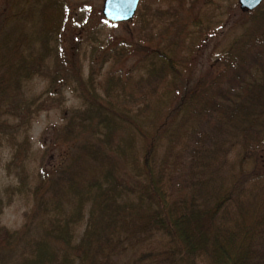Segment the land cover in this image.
Instances as JSON below:
<instances>
[{
    "label": "trees",
    "instance_id": "1",
    "mask_svg": "<svg viewBox=\"0 0 264 264\" xmlns=\"http://www.w3.org/2000/svg\"><path fill=\"white\" fill-rule=\"evenodd\" d=\"M8 1L0 6V138L12 146L8 165L17 168L19 175L18 185L8 188L12 192L30 188L26 159L31 150L29 130L37 113V97H26L23 87L44 71L51 58L49 84L73 90L82 106L63 107L64 122L44 130L48 146L74 142L86 157L108 163L121 150V142L127 146L132 128L137 130L143 136L142 170L146 177L140 189L149 199L142 207L139 197L138 225L167 238L169 264H198L199 258L209 264H264V202L260 211L249 209L247 205L253 201L237 195L246 188L241 184L245 176L235 180L231 174H223L233 144L264 155V2L244 12L247 17L240 22L241 33L230 40L210 72L194 83L187 76L178 78L182 71L175 57L163 48L133 42L131 53H141V61L148 59L143 74L132 82L138 91L135 94L126 89L129 82L120 74L110 73L102 83L90 65L88 75L83 76L67 0H37L32 23H23L20 30L14 25L22 13L16 11L13 16L7 12ZM84 9L94 15L86 4ZM95 14L103 18L99 8H95ZM119 46L112 48L116 61L129 52V43L119 42ZM90 59L95 62L93 54ZM162 83L163 92L172 95L168 103L164 96L158 98L165 106L160 112L164 121L171 116H180L183 123L194 121L184 126L186 158L178 168L179 174L170 175L167 196L161 179L153 173L151 160L161 141L159 130L167 131L173 125L152 123V128L145 131L147 105L139 107L136 102L132 110L130 104L135 97L148 104ZM171 84L177 90L166 92ZM99 172L100 176L91 180L67 178L65 190L71 207L65 209L63 198L50 181L53 167L40 165L38 182L31 188L34 204L30 215L17 230L0 225V255L11 253L15 258L12 264H103L97 253L121 227L129 186L111 167ZM177 179L180 185L174 186L172 181ZM260 187L264 188V182ZM85 209L87 227L74 242L73 228ZM2 211L0 198V214ZM104 263L109 264L106 260ZM0 264H5V258H0Z\"/></svg>",
    "mask_w": 264,
    "mask_h": 264
},
{
    "label": "rangeland",
    "instance_id": "2",
    "mask_svg": "<svg viewBox=\"0 0 264 264\" xmlns=\"http://www.w3.org/2000/svg\"><path fill=\"white\" fill-rule=\"evenodd\" d=\"M67 1L70 8V24L77 34V51L83 76L88 75L90 65H93L96 79L102 83L110 73L116 76L120 74L124 81L129 82L126 89L135 94H138V91L132 82L143 74L148 59L141 61V53H131L132 45L135 44L133 42L163 48L175 57V64L182 71L181 77L178 78L187 76L194 83L200 76L210 72L212 64L222 55L230 40L241 33L243 27L240 22L247 17L245 11L240 10L237 0H139L137 10L139 9L142 15L136 11L133 19L127 21L129 24L126 25L122 22L120 24L103 21L104 18L95 14V8H101L102 0ZM36 2L37 0L8 1L7 12H12L13 16L16 11L22 13L15 21L14 29L20 30L23 23L26 25L32 23L31 17L37 11ZM3 4L4 0H0V6ZM84 4L89 9H93L92 17L91 12L89 15L86 13ZM124 41L129 43V52L127 55H120L116 61L112 48L117 49L121 46L119 42ZM90 54H93L94 63L91 62ZM50 72L51 58H48L44 71L27 80L23 87L26 97H37V113L29 130L31 150L26 159L30 188L15 192L8 188L18 185L19 175L17 168L8 165L13 151L12 146L5 138H0V198L3 201L0 225L10 231L22 227L32 211L34 194L31 188L38 182L37 172L40 165L53 167V180L50 181L63 198L65 209L71 207V203L67 201L69 192L65 190L67 178L79 177L80 180H91L100 176L99 171L111 167L129 186L126 192L129 200L120 215L121 227L113 233V239L104 244V250L97 253V259L103 264L105 260L109 264H169L167 238L158 231L144 230L138 225L139 197L142 196L140 185L146 183L142 170L143 136L132 128V133L127 134L129 138L127 146L120 141L121 150L116 151L108 163L101 160L93 161L90 157H86L80 148L74 146V142H60L49 147L44 134L46 127H57L64 122V106L69 108L82 106L81 99L73 90L62 89L60 85L55 88L54 85L49 84ZM178 81L181 84L182 81L180 79ZM167 86L166 92L169 90L172 93L177 90L175 85L171 84L168 89ZM59 88L61 90H58ZM145 88L144 86L143 90H146ZM164 88V83L158 86L156 89L159 92L153 95L148 104L145 99L138 101L135 97L137 95H133L135 100L130 104L132 110H135L136 102L139 107L143 104L147 105L143 120L145 131L152 128L150 126L152 123L158 124L163 121L166 125H173L167 131H164L165 128L159 130L161 141L151 160L155 171L153 173L161 179L160 186L167 196L170 193V175L173 177L179 174L178 168H181V163L186 158L184 126H189L194 121L183 123L180 121V116L174 119L171 116L164 121V116L160 112L165 106H162L163 103L158 98L165 97L166 103L172 99L170 93L163 92ZM167 110L168 108L165 111ZM75 155L77 159L74 158ZM263 164L264 155L251 153L244 146L233 144L225 165L228 169L223 172L225 176L231 174L235 180L242 175L245 176L246 179H243L241 184L246 188L237 192V195H245L253 201L254 204L247 205L251 210L260 211L261 203L264 202V188L260 187V183L264 182V175H259L264 172ZM172 182L174 186L180 185L178 179ZM60 185H63L61 190H59ZM147 202H149L148 196H142V207H145ZM87 218L88 212L85 209L83 218L73 228L74 242H78L82 237L87 227ZM0 258H5V264H12L15 260L13 255L7 252L1 254ZM197 263L209 264L204 258H199Z\"/></svg>",
    "mask_w": 264,
    "mask_h": 264
},
{
    "label": "water",
    "instance_id": "3",
    "mask_svg": "<svg viewBox=\"0 0 264 264\" xmlns=\"http://www.w3.org/2000/svg\"><path fill=\"white\" fill-rule=\"evenodd\" d=\"M262 0H237L242 11L256 8ZM139 0H102L101 13L105 19L117 23L128 21L136 13Z\"/></svg>",
    "mask_w": 264,
    "mask_h": 264
}]
</instances>
